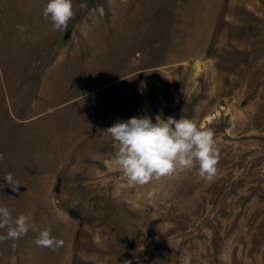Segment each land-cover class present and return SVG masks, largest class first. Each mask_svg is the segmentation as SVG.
I'll return each mask as SVG.
<instances>
[{
    "label": "rangeland",
    "instance_id": "374dc122",
    "mask_svg": "<svg viewBox=\"0 0 264 264\" xmlns=\"http://www.w3.org/2000/svg\"><path fill=\"white\" fill-rule=\"evenodd\" d=\"M47 2L0 0V22L26 35L6 80L31 92L11 96L49 109L0 124V206L30 216L0 264H264V0H72L58 31ZM144 115L213 129L215 181L197 167L127 187L104 131ZM46 228L62 244L37 246Z\"/></svg>",
    "mask_w": 264,
    "mask_h": 264
},
{
    "label": "clouds",
    "instance_id": "9594fccd",
    "mask_svg": "<svg viewBox=\"0 0 264 264\" xmlns=\"http://www.w3.org/2000/svg\"><path fill=\"white\" fill-rule=\"evenodd\" d=\"M43 17L52 23L53 31L66 29L75 16L72 0H48ZM23 33L25 28L17 26ZM24 37H22L23 39ZM104 133L111 136L117 146L113 164L118 167L127 179V187L146 185L154 180L170 176L179 170H190L198 167L199 176L208 183L218 176L220 150L211 128H201L195 121L181 117L167 119L160 115L155 122L147 116L131 117L118 120ZM4 154L0 153V161ZM6 184L13 191H18L19 184L11 173L5 176ZM29 215L20 214L13 219L6 206H0V229H7L0 235V242L18 240L29 231ZM37 246L55 248L62 244L51 235L50 229H44L35 240ZM16 245L13 244V248ZM180 264H191L189 255L179 258Z\"/></svg>",
    "mask_w": 264,
    "mask_h": 264
},
{
    "label": "crops",
    "instance_id": "0c3cea01",
    "mask_svg": "<svg viewBox=\"0 0 264 264\" xmlns=\"http://www.w3.org/2000/svg\"><path fill=\"white\" fill-rule=\"evenodd\" d=\"M28 14V13H27ZM43 17L37 14L35 20L30 21V25L34 26L37 31L39 28L44 26L41 24ZM25 32L21 33L18 28L12 26H7L5 23L0 22V110H3L4 118L0 124L4 126L12 125H31L36 122H39L46 118V115L49 113L47 111H41L33 115L28 114V110L36 108V97L32 99L25 100V102L17 103V99L12 98L11 93H22L26 94L31 92L27 89L26 85L22 84H8L6 77H9V69L12 67V54H21V44L22 37H25ZM36 92H41L36 90ZM21 100V99H20ZM45 105L43 104L42 107ZM24 108L25 110L21 113H16L15 110H20Z\"/></svg>",
    "mask_w": 264,
    "mask_h": 264
}]
</instances>
